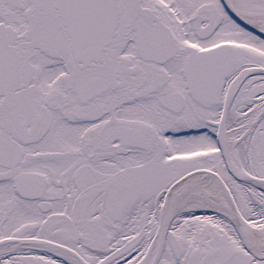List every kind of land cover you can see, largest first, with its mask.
<instances>
[{
  "label": "snow or ice",
  "instance_id": "obj_1",
  "mask_svg": "<svg viewBox=\"0 0 264 264\" xmlns=\"http://www.w3.org/2000/svg\"><path fill=\"white\" fill-rule=\"evenodd\" d=\"M0 264H264V0H0Z\"/></svg>",
  "mask_w": 264,
  "mask_h": 264
}]
</instances>
